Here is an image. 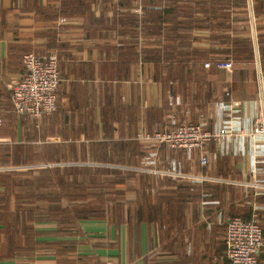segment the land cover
Returning a JSON list of instances; mask_svg holds the SVG:
<instances>
[{"label": "crops", "instance_id": "obj_1", "mask_svg": "<svg viewBox=\"0 0 264 264\" xmlns=\"http://www.w3.org/2000/svg\"><path fill=\"white\" fill-rule=\"evenodd\" d=\"M26 52L52 54L61 75L36 120L9 108ZM0 111V264H229L231 217L257 212L264 231V137L237 134L264 120V0L218 17L205 0H0ZM173 122L233 134L189 152L138 139ZM167 159L187 177L148 171ZM105 169L172 200L164 235L145 219H71L66 191Z\"/></svg>", "mask_w": 264, "mask_h": 264}, {"label": "built area", "instance_id": "obj_2", "mask_svg": "<svg viewBox=\"0 0 264 264\" xmlns=\"http://www.w3.org/2000/svg\"><path fill=\"white\" fill-rule=\"evenodd\" d=\"M63 22L65 18L61 17L59 23ZM22 62L25 73L11 86V104L19 116H28L32 119L49 116L56 107V92L60 75L56 57L49 56L46 59H39L35 54L26 52L22 55ZM210 66V62L205 64L207 68ZM216 66L232 71L233 61L217 60ZM2 123L0 116V127ZM231 134L233 132L225 127L219 130L204 131L202 125L182 123L168 126L163 130H156L152 134H142L138 139L142 143L166 144L173 149L191 151L205 149L213 139ZM237 134L253 139L259 136L264 137V120L255 119L252 129L247 132L240 131ZM207 162V156L203 155L202 163L207 164ZM149 163L154 164L155 159ZM148 171L159 176L187 177L179 173L176 167L168 171L157 168H151ZM200 178L204 179V177ZM224 240L227 245V258L231 264H259L258 254L264 245V232L257 212L248 220L239 216L231 218L228 221Z\"/></svg>", "mask_w": 264, "mask_h": 264}, {"label": "trees", "instance_id": "obj_3", "mask_svg": "<svg viewBox=\"0 0 264 264\" xmlns=\"http://www.w3.org/2000/svg\"><path fill=\"white\" fill-rule=\"evenodd\" d=\"M205 1L208 6V15L213 16V10H217V17H218L220 16L221 12L228 10L229 8L233 6L241 5L244 0H205ZM209 54H210V51L209 52L206 51V57H208ZM50 55L52 54H49L47 55V57H44V58H40V57L38 58L46 59ZM60 81H61V75H59L58 85L60 84ZM57 91H58V88H57ZM57 104H58V96L56 100V107H57ZM206 105H204V107H206ZM9 108L13 113L17 115L16 110L11 104V101H9ZM55 109L53 110V112L55 111ZM0 116L2 117V120H3V123H2V126H3L6 121V118L2 111H0ZM43 117L44 116H41L39 118H43ZM23 118L32 119L28 116H23ZM39 118H35L33 120H36ZM171 125H178V123L176 122L167 123V127ZM145 143L148 144L146 145V147H148L149 149H152L153 147H155L156 149H158V151L163 146L169 147L166 144L158 145V144H154L151 142H145ZM186 152H189V151H186ZM148 161H152V160H148ZM171 161L168 159L163 160V163L161 164H163L162 166L165 169L168 168L169 170L171 168L169 164L171 163ZM150 165L155 167V165L153 164H150ZM103 174L104 176L102 177ZM103 174L99 177L100 179L94 183L88 182V183H84L81 185L71 186L70 189L66 191L67 193L66 196L72 199V202H67V205L65 207L66 209L70 211L69 216L72 217L71 219L89 218V217H95V218L105 217L109 214H113L114 217L120 220L122 219L124 220L126 219H129V220L145 219L149 222H153L154 224L156 223L157 226H159V228L157 227L158 230L159 231L161 230L160 233L165 232V228L168 226L169 222L171 221V218H169V216L171 215V212H172L171 209L174 206V203H172L171 199L166 201L165 198L155 197L153 198V200H151V198L149 197V195L151 194L150 188L148 186L144 187V184L142 182H138V183H139V187H143L142 192H140V194L141 193L143 194L138 195L137 190L140 188L136 187V178H137V174L139 173L136 171L105 169L103 171ZM159 177L162 179H165V178L182 179L181 177H171V176H164V175L159 176ZM145 182L146 180L144 181V183ZM128 191L130 192L133 191V194H131L133 196L132 198H130L129 196H124V195L123 197L117 196L119 193L125 194ZM111 196L113 197L111 198ZM126 197H128V199ZM132 199H133L132 208L131 209L125 208L124 205L126 204V202L131 201ZM66 215L68 216V214ZM172 215H173V212H172ZM234 217H231V218H234ZM242 218H244L245 220L250 219L248 217L247 218L242 217ZM171 235L172 237L175 236L174 234H170L169 236ZM224 243H225V252H224L225 259L226 261H228L229 264H231L226 254L227 245H226L225 240H224ZM262 257H264V253L261 254L259 252L258 254L259 264H262L261 262Z\"/></svg>", "mask_w": 264, "mask_h": 264}, {"label": "rangeland", "instance_id": "obj_4", "mask_svg": "<svg viewBox=\"0 0 264 264\" xmlns=\"http://www.w3.org/2000/svg\"><path fill=\"white\" fill-rule=\"evenodd\" d=\"M140 180V178L137 176V178H136V187L138 188L139 187V183L138 182H140L139 181ZM140 189H138L137 190V193H138V195L140 194V192H142V188L143 187H139ZM130 193V194H129ZM131 194H133V191L132 192H130V191H128L127 193H125V194H118L117 196L118 197H123V195L124 196H129L130 198H132L133 196L131 195ZM141 194H143V193H141ZM140 194V195H141ZM135 196H136V194H135ZM113 196H111V198H112ZM127 199H128V197H126ZM124 202H126V201H124ZM131 205V206H130ZM132 205H133V199L131 200V201H128V202H126V204L124 205L125 206V208H127V209H131L132 208Z\"/></svg>", "mask_w": 264, "mask_h": 264}]
</instances>
